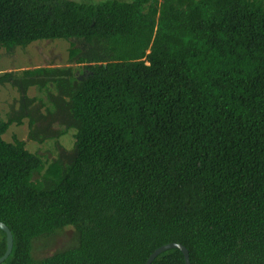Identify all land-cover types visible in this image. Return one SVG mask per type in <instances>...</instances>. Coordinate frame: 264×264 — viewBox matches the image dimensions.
Segmentation results:
<instances>
[{"label": "trees", "instance_id": "16d2710c", "mask_svg": "<svg viewBox=\"0 0 264 264\" xmlns=\"http://www.w3.org/2000/svg\"><path fill=\"white\" fill-rule=\"evenodd\" d=\"M54 39L64 64L0 70L2 264H264V0H0L1 48Z\"/></svg>", "mask_w": 264, "mask_h": 264}, {"label": "rangeland", "instance_id": "374dc122", "mask_svg": "<svg viewBox=\"0 0 264 264\" xmlns=\"http://www.w3.org/2000/svg\"><path fill=\"white\" fill-rule=\"evenodd\" d=\"M86 1V0H85ZM97 2L101 0H87ZM69 41L65 39H54L37 41L26 48L18 47L13 52L0 47V70H15L23 68H34L38 66H56L64 64L68 59ZM39 94L37 88L30 90V95ZM19 93L17 88L11 85L0 87V118L6 119L7 112L11 109L12 105L17 107L19 105ZM45 98V97H44ZM76 129H69L66 134L59 138H49L44 142L29 140L28 139V126L12 125L4 138L7 141H13V136L25 139L27 141V148L32 152H38L44 157L53 158L63 152L64 150H72L75 145ZM69 239L68 234H58L54 237L52 244L47 247L41 256L52 254L57 250L64 249Z\"/></svg>", "mask_w": 264, "mask_h": 264}, {"label": "water", "instance_id": "95a60500", "mask_svg": "<svg viewBox=\"0 0 264 264\" xmlns=\"http://www.w3.org/2000/svg\"><path fill=\"white\" fill-rule=\"evenodd\" d=\"M0 229L3 230L6 233V240H7V248L5 253L0 257V264H2L11 254L12 250H13V246H14V237H13V233L11 231V229L9 228V226L0 221ZM172 248H178L182 251L184 258H185V263L186 264H191L190 261V254H189V250L187 249L186 246H184L181 243H177V242H170L167 244H164L160 247H158L147 259L146 264H152L153 261L156 259L157 256H159L162 252L167 251L169 249Z\"/></svg>", "mask_w": 264, "mask_h": 264}]
</instances>
